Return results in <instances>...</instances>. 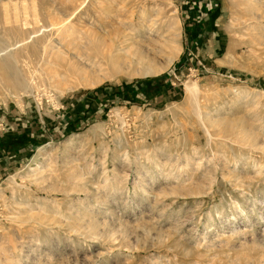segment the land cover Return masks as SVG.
I'll return each instance as SVG.
<instances>
[{"label":"rangeland","instance_id":"obj_1","mask_svg":"<svg viewBox=\"0 0 264 264\" xmlns=\"http://www.w3.org/2000/svg\"><path fill=\"white\" fill-rule=\"evenodd\" d=\"M4 47L0 264H264V0H0Z\"/></svg>","mask_w":264,"mask_h":264},{"label":"bare ground","instance_id":"obj_2","mask_svg":"<svg viewBox=\"0 0 264 264\" xmlns=\"http://www.w3.org/2000/svg\"><path fill=\"white\" fill-rule=\"evenodd\" d=\"M258 20V19H257ZM155 26V25H154ZM152 30V29H151ZM148 34H153L152 33V31H149L148 32ZM156 35H159V36H161V37H163L164 36V34H162V33H160V32H156L155 33ZM174 40L172 39H170L169 37H167V38H165L162 42H161V44H162V47H163V45L164 46H166V47H169L170 49H171V51L173 52V48H172V46L170 45L172 42H173ZM173 45V44H172ZM175 45V44H174ZM173 45V46H174ZM7 49V47H4V48H0V52H2L3 53V55L5 56V60H4V64L6 65V68H12V74H11V79H12V81L16 84V85H18V86H23V84H24V82H26L25 81V75H24V73L21 71V70H19V60H18V58H17V56H16V54L17 53H11L9 50L7 51L6 50ZM168 49V48H167ZM142 51H144V50H142ZM177 51V50H176ZM174 52H175V50H174ZM173 52V53H174ZM145 53V52H144ZM173 53H172V55H173ZM142 54V53H141ZM140 54V55H141ZM141 57V56H140ZM138 59V63H141L142 65H143V63H145V62H147L146 61V57H144V55H142V57L141 58H137ZM169 66V65H168ZM5 67V66H4ZM5 68V69H6ZM148 70L150 69V68H147ZM151 70V69H150ZM194 85H195V83H193ZM191 86H192V84H191ZM194 87V86H193ZM193 87H188L187 86V88H193ZM191 90H195V88H193V89H191ZM190 90V91H191ZM188 92V93H191L192 94V92ZM198 92V91H197ZM195 93V92H194ZM192 96V95H191Z\"/></svg>","mask_w":264,"mask_h":264}]
</instances>
